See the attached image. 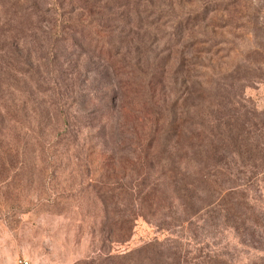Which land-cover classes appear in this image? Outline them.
Returning <instances> with one entry per match:
<instances>
[{"label":"rangeland","instance_id":"obj_1","mask_svg":"<svg viewBox=\"0 0 264 264\" xmlns=\"http://www.w3.org/2000/svg\"><path fill=\"white\" fill-rule=\"evenodd\" d=\"M146 245L264 264V0H0V264Z\"/></svg>","mask_w":264,"mask_h":264},{"label":"trees","instance_id":"obj_2","mask_svg":"<svg viewBox=\"0 0 264 264\" xmlns=\"http://www.w3.org/2000/svg\"><path fill=\"white\" fill-rule=\"evenodd\" d=\"M208 179V187L211 189L210 194H217V197L215 198L214 203H211L210 206L212 207H221L220 202L222 201V194L223 193H214V188L218 185V182L216 180V177L209 176ZM208 189V188H207ZM233 194H225L224 200L226 203L233 204ZM226 211V210H225ZM156 248L152 245H146L144 248L138 250L135 254V252H132L130 254H127L125 256H113V257H106L103 260L98 261L97 264H161L159 263V260L156 259ZM134 253V254H133ZM168 260L172 261L168 258ZM172 264V263H170ZM210 264H220V261L218 259L212 260Z\"/></svg>","mask_w":264,"mask_h":264},{"label":"built area","instance_id":"obj_3","mask_svg":"<svg viewBox=\"0 0 264 264\" xmlns=\"http://www.w3.org/2000/svg\"><path fill=\"white\" fill-rule=\"evenodd\" d=\"M23 264H27V263H23Z\"/></svg>","mask_w":264,"mask_h":264}]
</instances>
